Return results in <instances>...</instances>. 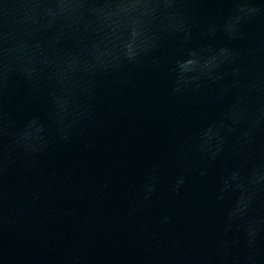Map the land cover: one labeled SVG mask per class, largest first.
Instances as JSON below:
<instances>
[{
    "label": "water",
    "instance_id": "water-1",
    "mask_svg": "<svg viewBox=\"0 0 264 264\" xmlns=\"http://www.w3.org/2000/svg\"><path fill=\"white\" fill-rule=\"evenodd\" d=\"M0 264H264V0H0Z\"/></svg>",
    "mask_w": 264,
    "mask_h": 264
}]
</instances>
